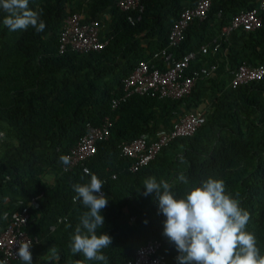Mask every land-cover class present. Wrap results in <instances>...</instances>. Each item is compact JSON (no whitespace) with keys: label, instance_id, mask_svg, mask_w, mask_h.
I'll return each instance as SVG.
<instances>
[{"label":"trees","instance_id":"16d2710c","mask_svg":"<svg viewBox=\"0 0 264 264\" xmlns=\"http://www.w3.org/2000/svg\"><path fill=\"white\" fill-rule=\"evenodd\" d=\"M195 1L141 0V19L131 24L112 0H30V8L45 22L42 32L32 27L9 31L2 22L6 13L0 10V121L15 139L0 151V228L6 223L5 213L8 217L41 193L24 227L39 239L30 251L47 247L50 257L55 249L60 259L49 262L46 257L40 264H123L150 239L160 241L158 252L167 258L164 264H178L174 244L163 235L165 217L158 211L155 193L142 192L143 181L155 177L168 181L174 194L182 196L186 186L177 180L181 173L190 185L208 176L222 179L226 192L250 213L246 230L255 235L264 254V76L223 88L241 62L264 64V13L258 28L234 30L220 40L214 55L197 56V65L214 61L217 69L214 76L197 80L188 95L171 99L132 94L110 108L121 79L138 61L166 45L169 26ZM255 1L211 0L207 16L186 27L174 56L198 49L232 15ZM73 11L81 12L84 21L100 20L99 36L108 39L102 49L58 54L62 19ZM203 94L212 106L197 130L172 139L148 164L129 171L130 159L120 154L119 144L141 133L153 139L167 131L175 112L193 110ZM104 116L112 121L109 135L96 142L94 153L84 161L87 172L80 167L61 172L59 158L84 133L85 124L98 125ZM89 173L103 181L108 198L101 213L105 223L99 229L112 238L103 250L105 261H88L69 247L79 218L87 211L79 200L73 201V185L89 182ZM57 217L62 220L49 231Z\"/></svg>","mask_w":264,"mask_h":264},{"label":"built area","instance_id":"2783aa9c","mask_svg":"<svg viewBox=\"0 0 264 264\" xmlns=\"http://www.w3.org/2000/svg\"><path fill=\"white\" fill-rule=\"evenodd\" d=\"M115 7L125 12L126 20L133 24L141 19L143 6L141 0H112ZM211 0H196L192 6L183 8L168 28L166 45L154 50L149 59L140 60L134 68L121 79L120 91L110 98V108L117 105L132 94H147L158 98L178 99L188 95L197 80L212 77L217 69L216 62L196 64L198 55H214L219 48L220 40L225 39L232 31H252L261 24V14L264 13V0H256L249 8L241 9L230 18L227 24L220 26L217 34L196 50L184 52L175 57L173 49L179 46L186 27L193 20H202L207 16ZM219 12H217V16ZM103 24L98 19L83 20L81 12L73 11L62 19L57 42L58 54L65 52L88 53L98 51L106 44L107 38H100L99 31ZM192 65V66H191ZM229 80L223 88H235L239 85L260 80L264 76V64L241 62L230 71ZM175 117L167 131L159 132L153 139L141 133L129 141L119 144L121 155L130 159L128 170L134 172L148 164L157 153L172 139L192 135L203 121L200 110L194 109L183 114L175 112ZM111 119L104 116L98 125L85 124L84 133L72 145L67 154L70 164H60V171H69L80 167L87 172L84 161L95 151V144L109 135ZM114 177V175H112ZM41 195L29 198L26 205L12 212L5 225L0 228V260H19L18 240H32L30 250L39 242L36 235H28L24 230L29 219V209L36 206V200ZM132 219V217H130ZM62 220L57 217L48 226L53 231ZM160 241L150 239L139 245L131 259L123 264H164L166 257L158 252Z\"/></svg>","mask_w":264,"mask_h":264},{"label":"clouds","instance_id":"9594fccd","mask_svg":"<svg viewBox=\"0 0 264 264\" xmlns=\"http://www.w3.org/2000/svg\"><path fill=\"white\" fill-rule=\"evenodd\" d=\"M29 3L30 0H0V10L6 13L2 22L9 31L45 29L40 13L30 8ZM59 159L64 165L70 164L68 156ZM89 175V182L73 185L76 193L73 201L79 200L87 211L80 216L69 247L73 254H83L88 261H105L103 250L111 245L112 238L99 229L105 223L101 213L108 198L102 191L103 181L95 174ZM177 180L186 186L182 196L174 194L168 181L158 182L155 177L143 181L142 195L155 193L158 211L165 217L163 235L174 244L178 264H264V254L257 247L255 235L246 230L250 213L226 192L222 179L208 176L190 185L181 173ZM31 244L32 240H18L16 256L23 264H33ZM52 251L47 260L58 262L59 254L55 249ZM0 264L7 261L0 260Z\"/></svg>","mask_w":264,"mask_h":264},{"label":"rangeland","instance_id":"374dc122","mask_svg":"<svg viewBox=\"0 0 264 264\" xmlns=\"http://www.w3.org/2000/svg\"><path fill=\"white\" fill-rule=\"evenodd\" d=\"M106 16L107 17L105 18L107 19L108 15ZM14 142H15V139H14L12 130L3 121H0V151L2 150L5 144L14 143ZM45 177L49 178V176L47 175ZM40 251L41 252L35 251L36 253L34 252L32 254L33 264H40L43 258L47 257V254L49 252L47 247L41 249Z\"/></svg>","mask_w":264,"mask_h":264},{"label":"crops","instance_id":"0c3cea01","mask_svg":"<svg viewBox=\"0 0 264 264\" xmlns=\"http://www.w3.org/2000/svg\"><path fill=\"white\" fill-rule=\"evenodd\" d=\"M78 1H81V0H78ZM104 17H107V16L105 15ZM201 98H202V101L194 109L200 110L202 112V114L204 115L210 110L212 103H211V101L207 100L208 98H207L206 94H203L201 96Z\"/></svg>","mask_w":264,"mask_h":264}]
</instances>
